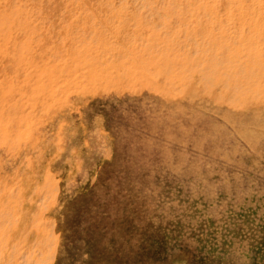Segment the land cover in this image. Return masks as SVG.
I'll return each mask as SVG.
<instances>
[{
	"label": "rangeland",
	"instance_id": "1",
	"mask_svg": "<svg viewBox=\"0 0 264 264\" xmlns=\"http://www.w3.org/2000/svg\"><path fill=\"white\" fill-rule=\"evenodd\" d=\"M0 264H264V0H0Z\"/></svg>",
	"mask_w": 264,
	"mask_h": 264
}]
</instances>
